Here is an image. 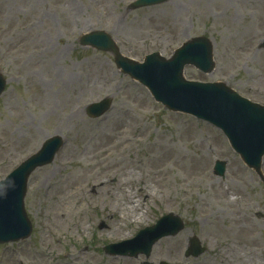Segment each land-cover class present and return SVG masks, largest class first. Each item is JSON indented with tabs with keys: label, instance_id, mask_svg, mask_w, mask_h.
<instances>
[{
	"label": "rangeland",
	"instance_id": "rangeland-1",
	"mask_svg": "<svg viewBox=\"0 0 264 264\" xmlns=\"http://www.w3.org/2000/svg\"><path fill=\"white\" fill-rule=\"evenodd\" d=\"M134 1L0 0V74L6 79L0 181L45 140L64 142L49 164L29 175L23 207L31 233L0 244V264H139L141 255H121L127 261L114 263L104 247L134 238L169 212L183 229L155 243L154 252L188 246L194 236L202 246L233 240L239 256L253 247L264 264V156L258 176L219 129L169 111L117 69L110 53L79 44L83 34L105 31L123 57L142 63L153 53L170 59L183 42L205 36L213 42L214 70L203 74L186 66L183 76L223 83L264 105V0H165L131 8ZM103 100L110 101L109 110L89 117L88 106ZM102 146L120 159L112 168L101 162L109 153ZM216 161L225 162L223 177L213 173ZM127 172L143 188L134 198L141 209L131 213L141 222L130 225L118 218L120 209L109 211L119 193L135 188L131 181L130 189L112 182ZM95 173L112 183L114 196L99 194L97 206L84 199L86 208L76 216L84 231L68 234L72 225L55 226L57 197ZM129 204L121 199L120 207ZM120 225L129 236L108 238Z\"/></svg>",
	"mask_w": 264,
	"mask_h": 264
},
{
	"label": "water",
	"instance_id": "water-1",
	"mask_svg": "<svg viewBox=\"0 0 264 264\" xmlns=\"http://www.w3.org/2000/svg\"><path fill=\"white\" fill-rule=\"evenodd\" d=\"M164 1L136 0L132 6L138 8ZM79 44L112 54L116 67L122 73L139 81L156 102L169 110L189 114L220 129L242 161L260 172L264 155V106L240 97L223 83L191 82L182 76L186 65L194 66L203 73L213 70L210 40L192 38L176 49L169 60L153 53L146 56L142 63L123 57L113 39L101 30L82 35ZM5 85L6 80L0 75V95ZM109 105V100L91 104L86 113L89 117H98L109 109ZM62 144L59 137L45 140L35 154L0 181V243L30 235L31 223L23 207L28 177L35 169L49 164ZM213 171L216 176L223 177L225 162L216 161ZM180 229L182 224L170 215L160 219L154 227L141 231L134 239L110 248L121 253L129 251L147 255L159 238L174 235ZM190 246L198 248V243L192 239ZM198 253L199 250L193 252L194 255Z\"/></svg>",
	"mask_w": 264,
	"mask_h": 264
},
{
	"label": "bare ground",
	"instance_id": "bare-ground-1",
	"mask_svg": "<svg viewBox=\"0 0 264 264\" xmlns=\"http://www.w3.org/2000/svg\"><path fill=\"white\" fill-rule=\"evenodd\" d=\"M124 147L127 148L128 146L124 145ZM101 148L102 150L106 149L105 151L109 152L108 154L100 158L101 162L103 164H107L106 166L108 168H112L113 165L117 164V162L120 159L110 157L109 147L102 146ZM132 173L133 172H127L125 176H120L118 180L113 179L112 181L113 183H116L117 187L126 186L127 182L129 181H131L135 185V188L133 191L129 190V191H122L121 193H119L116 196V201L114 202V205L109 207V211L110 210L114 211V209H120V213H118V218L126 222L125 223L126 225L141 222L140 220L133 218L131 214L141 209L140 203L138 204L137 199L134 200V198H136L137 193L142 194V191H143V188L138 187V185L140 184V181L132 177ZM112 175L114 176V174ZM97 176L98 175L96 173L89 175L86 181L84 182V184H80V185L77 184L75 188L71 187L70 189H68V191H66L65 193L57 197L58 199L55 205V211L54 213L52 212V214H54L53 219H54L56 227H59L61 223H67V225L69 224V226L72 225L67 230L68 234H72V233L76 234L77 228H79L78 231H81V232L84 231L83 224L76 217L81 211L85 210L86 208L87 203L84 202V199L88 200V205L90 204L91 206H97L101 202V200L97 198L99 194H102V198H106L109 195H113L114 190H112L111 189L112 187L110 186L112 183L103 181V179H100ZM127 188L130 189L129 187ZM225 193H227V191ZM121 199H126L127 201L130 202L127 208L124 207L123 209L121 208L122 206L120 207ZM76 204H78L77 207H76ZM233 223H236V222H233ZM115 224L117 225V223ZM115 227L116 229L114 228L115 230H112V232H110V234L107 235L108 238L115 239V238H125L129 236V232L126 227L121 226V228H118V229H117V226ZM165 229L166 228H164L163 230ZM234 244L236 243L233 240H227L221 244V245H224V248L226 249V251L230 253L229 255L230 258L241 257L243 259H248L246 260L247 263L251 261L250 264H262L260 259H258V256L261 254V252L257 253V256H256V254L253 253L255 250L253 249V247H250L242 251L243 254L244 253H247V254L245 255L242 254V256H239L240 250H236V247ZM110 258L111 260L114 261V263L118 261H124V262L127 261L126 257L115 255V254H110Z\"/></svg>",
	"mask_w": 264,
	"mask_h": 264
},
{
	"label": "flooded vegetation",
	"instance_id": "flooded-vegetation-1",
	"mask_svg": "<svg viewBox=\"0 0 264 264\" xmlns=\"http://www.w3.org/2000/svg\"><path fill=\"white\" fill-rule=\"evenodd\" d=\"M179 233L169 237H176ZM221 244L202 246V251L197 255L191 254V252L196 251V248L192 249L189 246L165 248L166 252L164 249H158L155 252L151 249L148 256L141 255L142 259L139 260V264H244L241 257L240 262L236 261L237 257L230 258V253Z\"/></svg>",
	"mask_w": 264,
	"mask_h": 264
}]
</instances>
